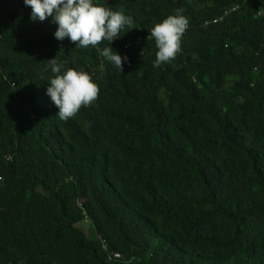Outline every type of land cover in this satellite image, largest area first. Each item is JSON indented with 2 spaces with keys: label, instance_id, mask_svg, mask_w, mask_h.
Returning a JSON list of instances; mask_svg holds the SVG:
<instances>
[{
  "label": "trees",
  "instance_id": "obj_1",
  "mask_svg": "<svg viewBox=\"0 0 264 264\" xmlns=\"http://www.w3.org/2000/svg\"><path fill=\"white\" fill-rule=\"evenodd\" d=\"M101 2L133 18L121 71L107 42L57 41L0 0V264H264V0ZM177 10L180 51L154 66L148 29ZM51 58L98 86L67 120Z\"/></svg>",
  "mask_w": 264,
  "mask_h": 264
},
{
  "label": "clouds",
  "instance_id": "obj_2",
  "mask_svg": "<svg viewBox=\"0 0 264 264\" xmlns=\"http://www.w3.org/2000/svg\"><path fill=\"white\" fill-rule=\"evenodd\" d=\"M25 6H30L29 20L32 22L50 21L56 25L53 33L57 41L65 38L74 42L77 48L97 46L101 41L107 42L97 52L115 68L122 69L123 57L111 45L120 38L121 31L134 27L133 18L120 10H113L103 5L101 0H23ZM240 5L226 9L220 16L206 20V24L216 23L227 14L237 10ZM189 27L188 20L179 10L169 14L155 23L149 31V36L155 43L154 66L168 63L180 51L181 37ZM46 70L50 71L47 81L46 95L54 107L59 119L67 120L73 117L81 108L92 103L98 94V86L90 74L83 68L66 67L67 61L58 63L56 59H47ZM103 248L106 247L103 245ZM114 252L108 253L109 262H119L120 258L110 259Z\"/></svg>",
  "mask_w": 264,
  "mask_h": 264
},
{
  "label": "rangeland",
  "instance_id": "obj_3",
  "mask_svg": "<svg viewBox=\"0 0 264 264\" xmlns=\"http://www.w3.org/2000/svg\"><path fill=\"white\" fill-rule=\"evenodd\" d=\"M77 227H80L81 229H83V231L85 232L87 237H91L94 235L91 223H89L88 221H84V222L78 224Z\"/></svg>",
  "mask_w": 264,
  "mask_h": 264
},
{
  "label": "built area",
  "instance_id": "obj_4",
  "mask_svg": "<svg viewBox=\"0 0 264 264\" xmlns=\"http://www.w3.org/2000/svg\"><path fill=\"white\" fill-rule=\"evenodd\" d=\"M113 256H114V258H116V259H117V258H120V254H118V253L113 254L112 257L110 256V259H112Z\"/></svg>",
  "mask_w": 264,
  "mask_h": 264
}]
</instances>
